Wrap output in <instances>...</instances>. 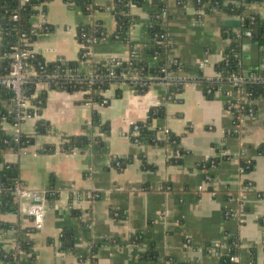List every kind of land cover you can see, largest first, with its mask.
Masks as SVG:
<instances>
[{"label": "crops", "instance_id": "1", "mask_svg": "<svg viewBox=\"0 0 264 264\" xmlns=\"http://www.w3.org/2000/svg\"><path fill=\"white\" fill-rule=\"evenodd\" d=\"M91 1L99 10L85 14L65 0H50L46 11L32 19L38 31L31 46L35 55L48 62L77 61L78 27L97 21L106 37L80 64L83 75H92L97 62L127 60L133 49L146 51L150 4L132 6L136 21L123 42L113 37L114 0ZM164 2L168 19L163 28L173 39L169 56L178 58L187 69L184 75L192 79L177 100L164 103V116L151 123L164 144L137 143L130 135L132 126L147 121L150 109L169 93L163 82L153 83L143 94L128 84L114 83L104 91L105 105L86 101L83 91L48 90L39 114L18 128L5 123L10 134L31 136L33 141L21 149H7L0 173L6 164H17L18 179L34 191L51 193V205L40 230L17 203L0 213V222L8 226L0 227V250L9 252L20 239H27L28 264H220L219 252L211 249L236 237L238 264H264V98L254 101V113H243L236 121L227 109L234 97L228 87L209 98L193 80L199 74L215 77L232 42L240 41L243 51L248 28L242 24L243 16L218 8L198 14L195 0ZM250 14L264 19V2L251 3L244 16ZM260 42L259 68H264ZM157 61L152 59L153 64ZM10 107L15 109L14 102ZM94 114L110 124L108 133L93 124ZM39 120L49 126L44 134L36 130ZM166 131L179 138V157ZM74 135H86L90 143L62 151L65 137ZM50 145L56 150L45 151ZM128 156V163L118 167L116 158ZM211 159L216 165L204 171L202 166ZM201 185L207 189L200 191ZM228 210L235 214L226 215ZM138 235L144 240L135 244L132 238ZM0 264L7 263L0 258Z\"/></svg>", "mask_w": 264, "mask_h": 264}, {"label": "trees", "instance_id": "2", "mask_svg": "<svg viewBox=\"0 0 264 264\" xmlns=\"http://www.w3.org/2000/svg\"><path fill=\"white\" fill-rule=\"evenodd\" d=\"M50 0H0V76L6 75L11 68L13 62L10 53L11 47L18 43L21 35L26 34L31 37V41L34 42L37 33H34V27L32 25L33 17L39 12H45L47 3ZM68 1V0H65ZM74 2V6H78L85 14L92 13L95 10H99L98 6H95L91 0H70ZM198 6V0H195ZM203 3H208L207 10L211 5L218 9L224 10L230 14H236L243 16L242 24L248 28V30L259 29L260 41L264 43V19L258 14H250L244 16V12L251 3H260L264 0H201ZM216 3V5H214ZM150 4V26L149 34L150 40L147 44V49L144 53L136 50H132L130 58L127 60H108L100 61L94 64V76L92 79L89 76H85L75 71L80 67V64L85 61L84 54L89 50L91 46H95L106 37V31L101 22H95L91 25H80L77 29V40L81 44L79 59L77 61H64L57 60L54 62H48L41 56L35 55L34 58H29L28 62L35 66L39 71V62H42L43 72H57L58 77L52 82L51 89L65 90L69 92L83 91L86 101L97 102L105 105L107 99L104 96L106 91L112 84H128L134 88V90L143 94L147 92L150 86L160 81V77L164 76L167 69L172 72L173 78L169 80V93L162 100L163 102L150 109L148 120L145 122H137L138 132H134L131 128L130 135L133 141L137 143L146 144H159L163 145L158 138V132L151 128V123L155 118H160L165 114L164 103L168 100H177V96L182 92L185 84L192 79L184 75L187 73V69L183 66L178 58H170L169 50L173 46V39L168 32L163 28L162 19L160 18L162 10L166 7L164 0H114V6L112 12L117 21V30L113 35L114 38L123 42L128 41V32L130 27L135 23L136 17L131 14V8L134 5L142 6ZM41 7V8H40ZM17 14L19 19L13 20V15ZM242 46L240 41L232 42L226 50V56L222 62L216 66V71L221 74V78L209 79L204 74L193 79L199 83L207 97L212 98L217 91H220L221 87H227L230 83V78L233 74L243 72V66L241 62ZM157 59V63L153 64L152 59ZM119 62V64H117ZM68 70H72L68 74ZM259 76H264V68H257L253 70ZM185 72V73H184ZM136 74L137 78H131ZM123 74L128 77H124ZM183 77V78H179ZM36 78H32L25 86L29 99L31 102L30 112L32 115L39 114L46 103V97L48 90H37L35 87ZM92 80V83L90 81ZM247 92L249 93L250 100L254 103L255 100L264 98V79L259 81H251L245 84ZM211 91V92H209ZM117 95H121V89H118ZM14 93L11 89L0 85V163L4 161L3 154L7 149H21L30 145L33 141L31 136L21 135L19 141L16 140L14 134H10L5 129V125L2 123L6 120L7 123L14 124L17 121V112L11 106L13 103ZM254 107V105H253ZM249 105L243 106L240 110L238 108L233 109L236 121H239V116L248 112ZM94 125L100 127L102 133H108L110 131V124L102 123L101 117L98 114H94L92 119ZM48 125L45 120H39L37 122V132L44 134L48 130ZM168 141L174 146V148L182 149L179 146V138L172 133L168 134ZM90 143V139L86 135H74L65 137L64 142L61 144V148L64 152H70L75 148L86 147ZM98 145L101 147L103 141L98 139ZM56 146L50 145L46 147L45 151H55ZM261 152L264 153V148L261 147ZM131 157L116 158V162H120L121 166L128 163ZM217 161V160H216ZM120 166V167H121ZM208 163V167H209ZM18 165L6 164L2 172L0 173V213L8 212L16 208V203L13 195V185L18 179ZM251 169V168H250ZM248 169V170H250ZM51 198L53 196H50ZM0 227L7 228L8 226L0 222ZM144 240L142 235H138L132 238L135 244ZM20 250L29 253L31 248V241L27 239H20ZM227 248L222 249L216 247V250L220 254V264H235L231 261L233 255L239 253V240L236 237H231L226 242ZM147 255V254H146ZM145 255V256H146ZM0 258L4 259L7 264H28L25 259H21V254L17 248L6 252L0 250ZM170 264H191V263H170ZM238 264V263H236Z\"/></svg>", "mask_w": 264, "mask_h": 264}, {"label": "built area", "instance_id": "3", "mask_svg": "<svg viewBox=\"0 0 264 264\" xmlns=\"http://www.w3.org/2000/svg\"><path fill=\"white\" fill-rule=\"evenodd\" d=\"M27 1V0H24ZM68 5L74 6L73 1H66ZM198 14L202 15L206 10L208 3H203L201 0H198ZM216 5V3L214 4ZM41 8V7H40ZM211 8H216L211 5ZM13 20H18L19 17L17 14L13 15ZM160 18L162 19V23H164L168 19V10L167 7H165L160 15ZM34 33H37L36 29L33 30ZM246 35L249 37H253V32L252 30L246 31ZM32 41L31 37L27 36L26 34H23L20 36L18 43L14 46L11 47V53L10 56L13 60L11 64L10 71L3 76H0V85L9 88L13 91L14 93V98L13 102L15 104V110L17 112V121L16 123L12 124L14 127L18 128L20 124L28 117H31L32 114L30 112V107H31V102L29 99V95L27 93V90L25 86L29 83V81L32 78H36L34 84L37 90H49L52 86V82L54 81L55 78L58 77L57 72H50V73H44L43 72V66L42 62H39V71L35 66L31 65L28 62L29 58H34L35 53L32 50ZM92 48L91 46L89 50L84 54L85 60H87L91 53H92ZM58 60H64V59H58ZM57 61V60H56ZM66 61V60H64ZM207 63V60H204L203 62H200L199 67L203 69ZM119 64V62H117ZM80 68L75 69L76 72H78ZM166 74L162 77H160L159 82H163L167 85L170 84L169 80L173 78L172 72L164 69ZM72 72V70H68V74ZM81 73V72H80ZM133 76L131 78H137V75L134 73L132 74ZM89 76L90 79L93 78L94 73L92 75H85ZM124 77H128L127 75L123 74ZM207 77V76H206ZM183 78V77H179ZM209 79L216 78L219 80L221 78V74L219 72H216V76L213 78L207 77ZM264 79V76H259L256 72L253 70H244L243 72H239L236 74H233V76L230 78V83L228 84V88L226 89L227 92L232 93L233 92V99L229 102L228 108L230 111H233L234 108H238L239 110L243 106L249 105L248 112L247 114H252L254 113V107L253 103L250 100L249 93L247 92L245 84L247 82L251 81H259ZM92 83V80L90 81ZM224 87H221L220 91L223 90ZM211 92V91H209ZM240 118V116L238 117ZM2 123L5 125L6 120H3ZM134 129V132H138V126L136 123L132 126ZM169 133L168 131H166ZM21 134L16 133L15 138L17 141H19ZM60 149L64 151L61 146ZM182 154V151L180 149H177L175 152L176 157H179ZM209 163L210 167H213L216 165V160L211 159L208 160L207 163H205L202 168L204 171H207V164ZM117 166L120 167L121 163L118 161L116 162ZM211 176L206 175L205 176V181L210 182L211 181ZM207 188L204 187V185H201L199 187L200 191H205ZM12 192L14 195V200L15 203L19 205V208L21 211L24 213L28 214L33 218V226L35 229L40 230L44 227L45 224V215L46 211L48 210L50 204V199L49 195H52L51 193H48L47 191H34L30 187H28L25 182H23L20 179H17L15 184L13 185ZM210 193L212 195L216 194V190L210 189ZM95 197H98V194L94 195ZM233 211L228 210L226 212V215H234ZM216 247H221L222 249L227 248L226 243L222 244H217ZM216 247L211 249L218 252L216 250ZM19 250V253L21 254V259H25L27 257V253L23 250H20V243L19 241L17 242L16 247ZM231 261L233 263H239V256L238 255H233L231 257Z\"/></svg>", "mask_w": 264, "mask_h": 264}, {"label": "water", "instance_id": "4", "mask_svg": "<svg viewBox=\"0 0 264 264\" xmlns=\"http://www.w3.org/2000/svg\"><path fill=\"white\" fill-rule=\"evenodd\" d=\"M242 42L244 43V49L242 51V60H241L243 69L255 70L259 68L260 65L259 58L261 54L259 29L256 28L254 30L253 37L244 36Z\"/></svg>", "mask_w": 264, "mask_h": 264}]
</instances>
